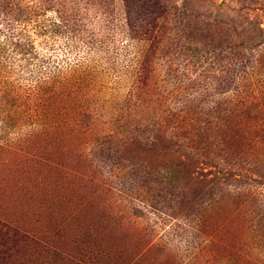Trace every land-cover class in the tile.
Masks as SVG:
<instances>
[{"label":"rangeland","instance_id":"1","mask_svg":"<svg viewBox=\"0 0 264 264\" xmlns=\"http://www.w3.org/2000/svg\"><path fill=\"white\" fill-rule=\"evenodd\" d=\"M0 264H264V0H0Z\"/></svg>","mask_w":264,"mask_h":264}]
</instances>
